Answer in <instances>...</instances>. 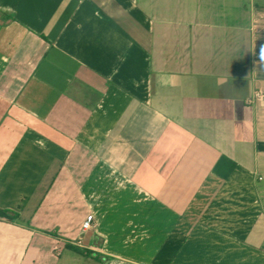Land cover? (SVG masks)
Here are the masks:
<instances>
[{
	"label": "crops",
	"instance_id": "crops-1",
	"mask_svg": "<svg viewBox=\"0 0 264 264\" xmlns=\"http://www.w3.org/2000/svg\"><path fill=\"white\" fill-rule=\"evenodd\" d=\"M65 252L264 264V0H0V264Z\"/></svg>",
	"mask_w": 264,
	"mask_h": 264
},
{
	"label": "trees",
	"instance_id": "trees-1",
	"mask_svg": "<svg viewBox=\"0 0 264 264\" xmlns=\"http://www.w3.org/2000/svg\"><path fill=\"white\" fill-rule=\"evenodd\" d=\"M65 248L80 256H84V257L90 256V252L88 250H84V249L78 248L70 244H66ZM94 259L99 262L101 261V257H95ZM104 259H107V258L105 257Z\"/></svg>",
	"mask_w": 264,
	"mask_h": 264
},
{
	"label": "built area",
	"instance_id": "built-area-1",
	"mask_svg": "<svg viewBox=\"0 0 264 264\" xmlns=\"http://www.w3.org/2000/svg\"><path fill=\"white\" fill-rule=\"evenodd\" d=\"M93 217L92 215H87L84 219V221L81 224L82 229L88 230L91 228V223H92Z\"/></svg>",
	"mask_w": 264,
	"mask_h": 264
},
{
	"label": "rangeland",
	"instance_id": "rangeland-1",
	"mask_svg": "<svg viewBox=\"0 0 264 264\" xmlns=\"http://www.w3.org/2000/svg\"><path fill=\"white\" fill-rule=\"evenodd\" d=\"M68 255H69V252H65L63 255H62V258H61V263L60 264H71V260H69L68 258ZM73 264V263H72Z\"/></svg>",
	"mask_w": 264,
	"mask_h": 264
}]
</instances>
